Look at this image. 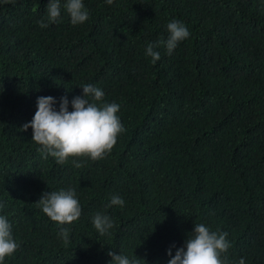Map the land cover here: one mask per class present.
Returning <instances> with one entry per match:
<instances>
[{"label": "trees", "instance_id": "trees-1", "mask_svg": "<svg viewBox=\"0 0 264 264\" xmlns=\"http://www.w3.org/2000/svg\"><path fill=\"white\" fill-rule=\"evenodd\" d=\"M65 3L49 22L48 0H0V215L18 244L3 264H111L109 251L168 264L201 223L228 233L226 264H264V0H83L76 25ZM173 20L190 35L153 64L146 47ZM85 84L120 105L125 130L102 159L60 165L23 125L38 97L72 111ZM70 188L81 216L61 225L38 201Z\"/></svg>", "mask_w": 264, "mask_h": 264}, {"label": "clouds", "instance_id": "clouds-1", "mask_svg": "<svg viewBox=\"0 0 264 264\" xmlns=\"http://www.w3.org/2000/svg\"><path fill=\"white\" fill-rule=\"evenodd\" d=\"M108 5L113 0H105ZM4 3H15V0H4ZM64 8L70 15L71 23L76 25L85 22L89 13L83 0H66ZM61 16V0H48L47 20L58 22ZM40 27H48V23L41 20ZM167 40H159L149 43L146 47V55L152 57L155 64L160 59V54L154 48L164 46L169 55L177 47L178 43L185 40L189 30L181 22L173 20L168 23ZM82 87L83 94L76 96L71 101L72 111H69L67 96L61 98L59 110L54 109L55 98L52 96L38 97L37 111L33 119L23 125V130L29 127L33 129L32 139L43 147L39 149L45 158L51 155L60 165L67 163L68 158L86 156L92 160L102 159L106 153L111 152L116 144L117 136L125 129L120 122L117 113L120 110L118 103H103L104 92L91 84ZM73 167L80 168L79 161H72ZM42 211L54 222L70 224L81 216V207L76 198L75 189L51 191L45 193L38 201ZM112 205H124V200L119 196H113L109 207ZM4 205L0 203V208ZM93 225L100 235L108 234L113 227V221L109 216L96 213L93 217ZM59 235L65 245L69 243V230L61 228ZM227 232L210 231L204 224H195L194 230L185 241V247L176 250L174 256L169 249L168 255L172 258L168 264H226L221 259L222 253L227 252L230 242ZM174 247V245H173ZM18 244L12 236L11 225L5 216L0 215V264H3L6 256H11ZM112 257L111 264H139L136 258L130 259L123 254L109 251ZM239 264H245L243 258Z\"/></svg>", "mask_w": 264, "mask_h": 264}]
</instances>
